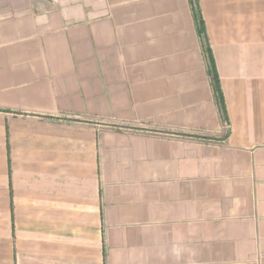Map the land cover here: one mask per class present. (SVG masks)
Returning a JSON list of instances; mask_svg holds the SVG:
<instances>
[{
  "label": "crops",
  "instance_id": "1",
  "mask_svg": "<svg viewBox=\"0 0 264 264\" xmlns=\"http://www.w3.org/2000/svg\"><path fill=\"white\" fill-rule=\"evenodd\" d=\"M0 0V264H264V0Z\"/></svg>",
  "mask_w": 264,
  "mask_h": 264
},
{
  "label": "trees",
  "instance_id": "2",
  "mask_svg": "<svg viewBox=\"0 0 264 264\" xmlns=\"http://www.w3.org/2000/svg\"><path fill=\"white\" fill-rule=\"evenodd\" d=\"M190 6H191V11L193 14L194 22L196 24V30L197 33L200 37V40L202 42V48L206 56V61H207V72L208 76L210 78V85L212 87L215 100L218 106V109L220 111V114L222 116V119L226 121V112H225V106H224V99L222 95V91L220 88V82H219V77L216 71L215 63L213 60V56L211 53V50L208 45V41L206 38V33L204 29V23L202 21V18L199 14L198 7H197V1L196 0H190Z\"/></svg>",
  "mask_w": 264,
  "mask_h": 264
}]
</instances>
